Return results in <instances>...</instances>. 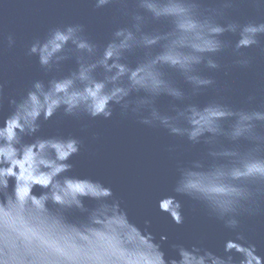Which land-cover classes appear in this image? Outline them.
Listing matches in <instances>:
<instances>
[{
    "label": "water",
    "instance_id": "water-1",
    "mask_svg": "<svg viewBox=\"0 0 264 264\" xmlns=\"http://www.w3.org/2000/svg\"><path fill=\"white\" fill-rule=\"evenodd\" d=\"M0 264H264V0H0Z\"/></svg>",
    "mask_w": 264,
    "mask_h": 264
},
{
    "label": "clouds",
    "instance_id": "clouds-1",
    "mask_svg": "<svg viewBox=\"0 0 264 264\" xmlns=\"http://www.w3.org/2000/svg\"><path fill=\"white\" fill-rule=\"evenodd\" d=\"M37 87H39V85H37ZM32 99H35V97L33 96Z\"/></svg>",
    "mask_w": 264,
    "mask_h": 264
}]
</instances>
